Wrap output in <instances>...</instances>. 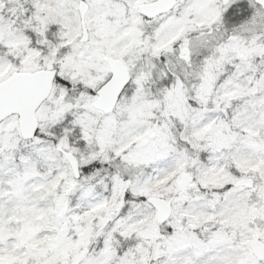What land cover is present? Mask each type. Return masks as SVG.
<instances>
[{
  "label": "snow or ice",
  "instance_id": "1",
  "mask_svg": "<svg viewBox=\"0 0 264 264\" xmlns=\"http://www.w3.org/2000/svg\"><path fill=\"white\" fill-rule=\"evenodd\" d=\"M0 264H264V0H0Z\"/></svg>",
  "mask_w": 264,
  "mask_h": 264
}]
</instances>
